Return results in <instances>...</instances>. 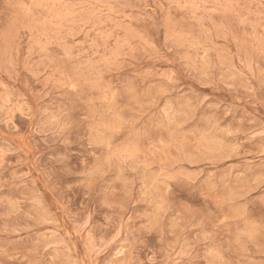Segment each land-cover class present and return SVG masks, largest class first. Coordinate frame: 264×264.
Instances as JSON below:
<instances>
[{
    "label": "rangeland",
    "instance_id": "rangeland-1",
    "mask_svg": "<svg viewBox=\"0 0 264 264\" xmlns=\"http://www.w3.org/2000/svg\"><path fill=\"white\" fill-rule=\"evenodd\" d=\"M0 264H264V0H0Z\"/></svg>",
    "mask_w": 264,
    "mask_h": 264
}]
</instances>
